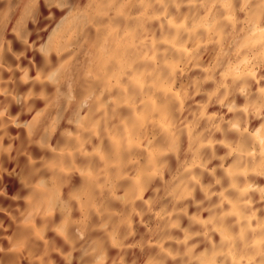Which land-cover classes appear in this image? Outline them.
Instances as JSON below:
<instances>
[{"label":"clouds","instance_id":"9594fccd","mask_svg":"<svg viewBox=\"0 0 264 264\" xmlns=\"http://www.w3.org/2000/svg\"><path fill=\"white\" fill-rule=\"evenodd\" d=\"M0 264H264V0H0Z\"/></svg>","mask_w":264,"mask_h":264}]
</instances>
